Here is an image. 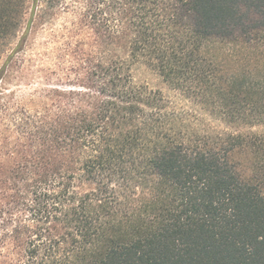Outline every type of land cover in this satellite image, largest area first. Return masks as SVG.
I'll list each match as a JSON object with an SVG mask.
<instances>
[{
  "label": "trees",
  "instance_id": "obj_1",
  "mask_svg": "<svg viewBox=\"0 0 264 264\" xmlns=\"http://www.w3.org/2000/svg\"><path fill=\"white\" fill-rule=\"evenodd\" d=\"M29 1L0 0V53ZM32 2L25 37L79 6L96 47L33 113L1 108L21 137L0 165V264H264V0ZM140 63L176 98L137 83Z\"/></svg>",
  "mask_w": 264,
  "mask_h": 264
},
{
  "label": "rangeland",
  "instance_id": "obj_2",
  "mask_svg": "<svg viewBox=\"0 0 264 264\" xmlns=\"http://www.w3.org/2000/svg\"><path fill=\"white\" fill-rule=\"evenodd\" d=\"M23 24L12 41L4 45L0 53V70L11 52L23 42L25 52L15 54L11 64V74L4 82L5 96L0 97V117L2 107L7 103L15 104L34 112L41 104L48 102V92L55 88H67L77 82L82 72V60L95 49L91 30L82 24L79 6L58 7L50 12L45 22L35 23L29 35L25 37L26 27L31 18L32 0ZM205 53L209 59L223 60L230 57V49L221 44H211ZM232 59V58H231ZM133 75L137 83L146 84L155 90H161L168 98H176L168 85L147 65L140 63L134 67ZM3 99V100H2ZM183 102V101H182ZM199 118L206 119L220 128L224 126L210 117L206 109L186 103ZM5 116V115H4ZM9 118L0 120V165L10 169L17 161L14 148L18 147L21 137L18 128ZM12 136L2 139L4 130Z\"/></svg>",
  "mask_w": 264,
  "mask_h": 264
}]
</instances>
